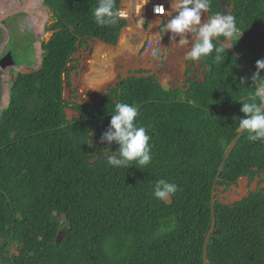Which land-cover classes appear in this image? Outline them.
<instances>
[{
	"label": "trees",
	"instance_id": "obj_1",
	"mask_svg": "<svg viewBox=\"0 0 264 264\" xmlns=\"http://www.w3.org/2000/svg\"><path fill=\"white\" fill-rule=\"evenodd\" d=\"M224 1L237 32L221 61L215 51L198 61L202 79L165 90L154 75H132L70 104L62 84L72 55L87 39L116 44L127 20L97 25L99 0H43L53 33L41 42L38 69L10 71L0 111V264H264V189L232 204L213 196L217 186L264 174V141H248L236 121L264 59V0ZM207 12L219 14L220 0H209ZM21 15L4 25L17 17V29ZM19 35L1 56L11 51L15 66L29 67L34 35ZM1 89L0 71V99ZM117 103L137 106L151 137V162L140 169L110 166L118 145L99 141ZM67 108L77 115L68 119ZM159 179L177 185L168 201L152 195Z\"/></svg>",
	"mask_w": 264,
	"mask_h": 264
},
{
	"label": "clouds",
	"instance_id": "obj_2",
	"mask_svg": "<svg viewBox=\"0 0 264 264\" xmlns=\"http://www.w3.org/2000/svg\"><path fill=\"white\" fill-rule=\"evenodd\" d=\"M208 9L209 0H172L168 12L171 18L163 26L162 31L170 33V39L175 40L176 37H180L177 44L180 47H188L185 58L189 61H199L214 51L215 59L221 61V54H226V50L233 46L228 44L226 47H217L213 41L218 37L231 41L237 32L235 17L216 14L202 23V14ZM154 12L165 15L163 6H156ZM173 12L174 16H172ZM124 15L123 11L116 9L115 0H99L98 6L93 10L94 20L99 26L115 25ZM241 36L242 32L239 38ZM160 57L163 58V55ZM255 69L251 77L253 93L245 100L239 101L242 105L240 112L243 113V117L236 120L240 133H246V138L250 142L264 141V75L261 74L264 71V59L255 62ZM247 80L248 77H241L240 85L243 86ZM108 114H111V119L99 141L100 143L106 142L108 150L113 144L118 145V148L116 151L109 150L112 154L107 156V163L112 167L126 169L133 166L140 169L148 165L152 159L149 144L151 137L147 134L145 127L137 124L138 107L128 103H117L114 110ZM176 192L175 183L159 179L154 184L152 195L158 200H165L170 199Z\"/></svg>",
	"mask_w": 264,
	"mask_h": 264
},
{
	"label": "crops",
	"instance_id": "obj_3",
	"mask_svg": "<svg viewBox=\"0 0 264 264\" xmlns=\"http://www.w3.org/2000/svg\"><path fill=\"white\" fill-rule=\"evenodd\" d=\"M122 5H124V0L120 1V8H122ZM170 18L171 17L164 18V19L146 18L145 20L138 22L140 24H138L134 19H131V21H128L126 26H124L123 29L121 30L116 44L109 45V44H105L104 42H100V41L95 43L92 47V54L86 57L87 59L84 60L85 62L84 61L82 62L80 69L77 67V65H70L72 62H74L72 58V61L66 65V68L69 69V72H68V79H64V83L62 84V97L65 93V85L71 88L73 83L75 85L79 83L80 77H81V80L85 81V82L83 81L84 83L83 88L90 89V86H94L95 83L98 84L102 82V80L106 76V73L109 70V65H110V70L112 69L113 71L112 74L114 77L111 80V82H113L116 78V75L120 77V74H119L120 72H117V70L119 69V71H121V70L126 69L125 67H118L120 63L122 62V59L124 57L131 58V56L132 58L135 57V58L141 59V51H143L144 49L145 41L147 40V42L149 43V40L151 39H153V42H152L153 46L149 47V50L147 52L148 58L144 60L146 62H144L143 60H140L139 62L144 63L145 66H149V65L150 66L154 65V67H157V65L164 66L165 70H168L167 74H165V77L167 76L166 78L168 80L170 79L169 77L173 76L174 70L175 72H178V71L180 72L182 69H183L182 71L183 76H185V80L187 76H189L190 78H194L190 76L191 74L190 68L191 66H194V64H197L198 61H189L185 58L186 53L188 51V47L187 46L180 47L178 46V44L176 45L180 37H176L175 40H173V39H170V36H171L170 33L162 31L163 26L167 23V21ZM204 18H207V19L210 18L208 15V12H205L202 14V17H201L202 23L205 22ZM136 36L140 37L139 44L135 42ZM142 38H144L143 42H142L143 40ZM35 41L36 39L34 35V43H36ZM159 42L160 43L163 42L165 43V45L163 44L161 46ZM34 43H33V46H34V53H35L36 45ZM86 43L87 42L85 40V43L80 48H82ZM136 44L138 45L137 47H136ZM39 51L42 52L41 48L39 49ZM76 52H78V50ZM34 53L33 55H35ZM160 55H163V58L161 59V61L159 60V58H161ZM151 60L155 61V64ZM108 61L110 62V64ZM111 63H114V64L112 65ZM11 68L12 67H10L9 70H6L8 74H11L10 71L13 70ZM89 68L91 69V72L89 71L90 70ZM188 70H189V73H187ZM143 73H144L143 71L140 72L139 73L140 76L142 75L143 76H148V75L156 76L155 73H149V74H143ZM11 75L14 77L13 74ZM72 75H76V76H75V81L72 80L71 82ZM85 75H87V77L84 79ZM129 76H132V74L130 75V71L126 77H121V79H125ZM140 76H136V77H140ZM13 77L8 80V84H7L8 91H9V81H12ZM1 78H2V89H1V99H0V111L6 108L9 102V94H7V102L3 104L4 91L6 90L4 88L5 86H4L3 71H1ZM121 79L119 78L117 82H119ZM156 79L161 84V86L164 88L163 84L161 83L160 78L156 76ZM109 89L110 88H108L107 90ZM107 90L102 91L100 93V96L102 93L107 92ZM1 106H4V107L1 109ZM66 112H67V109H66ZM262 185H264V174L261 175V177L256 176L252 181H250L248 177H241L237 181L236 185H231L229 187H234V189L238 190V192H242L241 194L247 193L248 195L250 191H254L257 188L264 189V186ZM243 189L245 191L246 190H249V191L245 192L243 191ZM246 196H243V197H246ZM243 197H241V199Z\"/></svg>",
	"mask_w": 264,
	"mask_h": 264
},
{
	"label": "rangeland",
	"instance_id": "obj_4",
	"mask_svg": "<svg viewBox=\"0 0 264 264\" xmlns=\"http://www.w3.org/2000/svg\"><path fill=\"white\" fill-rule=\"evenodd\" d=\"M41 2V1H40ZM39 2V3H40ZM37 3V4H39ZM20 4H22V2H20ZM40 5H42L40 3ZM43 6V5H42ZM44 7V6H43ZM44 10L46 12L47 18L45 20V23L42 25L43 26V32L42 33H37L36 31V27L33 25L32 22V17L34 16L33 13L30 14V12L28 11H24V10H20L17 11L18 14H22L18 19V28L17 29H13V27H11L10 25L13 26L14 23H16L17 17L14 20H8L9 24L6 25V27H2V37H1V41H0V57H1V53L3 52L4 49H6L7 43L9 42V40L12 41H16L17 39H19L20 35L19 33L23 34L25 33V31H31V33L33 35H35V39H36V43H34L36 45L35 47V53H34V46H33V53L34 55V63L27 67L25 65H21V66H15L12 67L11 69L19 71V72H29L31 70H35L38 69V67L40 66L41 63V51H39L40 49V45L42 41H45L47 39L50 38L52 32L45 31V27L50 26L54 21L55 18H53L51 11L48 8L44 7ZM27 15H26V13ZM17 14L16 12L7 14L8 16H12V14ZM33 14V15H32ZM204 20L206 21L207 18H204ZM153 22V21H152ZM38 31H40L38 29ZM41 32V31H40ZM142 42L144 41V38H142ZM86 44L80 48V50H78V52L74 53L72 58L74 60V62H72L70 65H77V67L80 69L82 62L87 59L86 57H88L89 55L92 54V47L95 43L99 42L96 40H91L88 39L86 40ZM135 42H137V44L140 43V37L136 36ZM153 39L149 40V43L147 42V40L145 41L144 44V49L143 51H141V59L135 58L131 56V58H127L124 57L122 59V62L120 63V65L118 67H125L126 69L119 71V69L117 70V72H120V77L118 75H116V78L113 82H111V80L113 79V71L112 69L110 70V65H109V70L106 73V76L104 77V79L102 80V82L100 83H95L94 86H90V89L88 88H83L84 80H81L80 77V81L78 84H72L71 88L67 87L65 85V93L63 95V98L66 102L70 103V104H74V103H81L84 101H91L94 100L96 98L100 97V93L104 90H107L108 88L112 89L115 87V85L118 83L117 81L119 80V78L121 79V77H126L130 71V75H135L136 76H140V72H144L143 74H149V73H155L157 77L160 78L161 83L163 84L164 88L166 90L170 89V88H184V86L186 85V80H185V76H183V69L179 72H175V70L173 71V76L169 77L170 79L168 80L165 77V74H167L168 70H165L164 66L161 65H157V67H154V65L152 66H145L144 63L139 62L140 60H146V58H148L147 56V52L149 50L150 46H153L152 44ZM136 44V47L138 46ZM165 45V43L161 42L160 45ZM224 44L226 46H228V44H231L230 41H228L226 39V41L224 42ZM177 45V43H176ZM12 49H15L14 46L11 47ZM229 49H232V47H230ZM16 52V51H14ZM169 53V51H168ZM119 55V54H118ZM77 62H76V61ZM19 61V60H18ZM154 64L155 61L151 60ZM85 62V61H84ZM109 62V61H108ZM146 62V61H144ZM110 64V62H109ZM112 65L114 63H111ZM92 67V65H91ZM90 69V68H89ZM114 69V68H113ZM191 77H194L198 80L202 79V68L199 66L198 62L197 64H194V66H191ZM91 72V69L89 70ZM77 72V71H76ZM3 74H4V88L7 90V84H8V80L11 79L13 76L11 74H8V72L6 70H3ZM75 76L76 75H72V80L75 81ZM87 77V75H85L84 79ZM108 78V79H107ZM85 82V81H84ZM111 82V83H110ZM66 83V82H65ZM110 83V84H109ZM88 84V82H87ZM107 85V86H106ZM101 86V87H99ZM5 90V91H6ZM4 91V93H5ZM7 94H9V91L7 90ZM3 103H5V99L3 100ZM4 106H1V109ZM66 116L68 119H71L72 117L76 116L77 114L72 110V109H67V112L65 110ZM264 186V185H262ZM255 188V187H254ZM243 191H245L243 189ZM249 190H246L245 192H248ZM242 192H238V190H235L234 187H229V188H225V187H216V191L213 192V196H215L216 199H218L220 202H222L223 204H232L234 203V201L236 202V200H240L241 197L246 196L247 193L245 194H241ZM166 201H168L169 199H165ZM14 251V249L12 250Z\"/></svg>",
	"mask_w": 264,
	"mask_h": 264
},
{
	"label": "built area",
	"instance_id": "obj_5",
	"mask_svg": "<svg viewBox=\"0 0 264 264\" xmlns=\"http://www.w3.org/2000/svg\"><path fill=\"white\" fill-rule=\"evenodd\" d=\"M172 0H124V5L120 8L119 11H123L125 15L121 17L127 21L134 19L137 23L145 20L146 18L150 19H164L170 17V6ZM156 6H163L165 9V15H160L154 12ZM175 13H172L174 16ZM162 58H159L161 60Z\"/></svg>",
	"mask_w": 264,
	"mask_h": 264
},
{
	"label": "bare ground",
	"instance_id": "obj_6",
	"mask_svg": "<svg viewBox=\"0 0 264 264\" xmlns=\"http://www.w3.org/2000/svg\"><path fill=\"white\" fill-rule=\"evenodd\" d=\"M42 0H22V4L17 0H0V21L7 15L20 10L28 11L34 14L31 18L33 25L36 27L37 33L43 32V24L47 18L43 6L38 5ZM29 8V9H28ZM28 9V10H27ZM32 14V15H33ZM140 24V23H138ZM38 29L41 31H38ZM160 41V40H159ZM160 43V42H159ZM5 103L7 102V90L4 93ZM3 103V104H5Z\"/></svg>",
	"mask_w": 264,
	"mask_h": 264
},
{
	"label": "water",
	"instance_id": "obj_7",
	"mask_svg": "<svg viewBox=\"0 0 264 264\" xmlns=\"http://www.w3.org/2000/svg\"><path fill=\"white\" fill-rule=\"evenodd\" d=\"M17 1L18 2L20 1L21 2L22 0H17ZM220 4H221V12L219 14H227V15H230L232 6H228L225 3L224 0H220ZM4 18L0 21V26H2V27L5 28L4 22H3L4 21ZM10 67H15V60H14V57H13L11 51H8L5 55H3V56L0 57V70L1 71H3V70H9ZM13 81H14V79H12L11 82H13Z\"/></svg>",
	"mask_w": 264,
	"mask_h": 264
},
{
	"label": "flooded vegetation",
	"instance_id": "obj_8",
	"mask_svg": "<svg viewBox=\"0 0 264 264\" xmlns=\"http://www.w3.org/2000/svg\"><path fill=\"white\" fill-rule=\"evenodd\" d=\"M40 3H41V2H40ZM40 3H39L38 5H40ZM40 6H42V5H40ZM28 9H29V8H28ZM28 9H27V10H28Z\"/></svg>",
	"mask_w": 264,
	"mask_h": 264
}]
</instances>
